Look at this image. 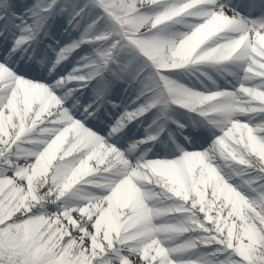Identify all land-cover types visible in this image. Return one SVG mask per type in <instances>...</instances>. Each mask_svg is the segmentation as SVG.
I'll return each instance as SVG.
<instances>
[{
    "label": "snow or ice",
    "instance_id": "1",
    "mask_svg": "<svg viewBox=\"0 0 264 264\" xmlns=\"http://www.w3.org/2000/svg\"><path fill=\"white\" fill-rule=\"evenodd\" d=\"M0 264H264V0H0Z\"/></svg>",
    "mask_w": 264,
    "mask_h": 264
}]
</instances>
